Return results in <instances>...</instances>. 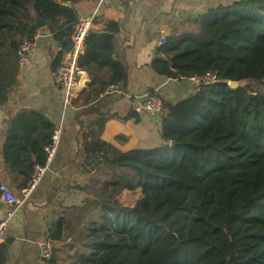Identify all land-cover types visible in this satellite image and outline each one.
<instances>
[{
    "label": "trees",
    "instance_id": "trees-1",
    "mask_svg": "<svg viewBox=\"0 0 264 264\" xmlns=\"http://www.w3.org/2000/svg\"><path fill=\"white\" fill-rule=\"evenodd\" d=\"M66 1L0 0V71L25 39L37 36L36 15ZM196 21L199 34L168 38L150 65L167 78L211 72L216 81L165 101L161 145L122 152L112 166L100 162L86 189L103 205L88 221L78 219L79 244L67 243L69 226L56 220L50 238L64 244L49 264H264V0L209 9ZM73 30L53 37L64 44ZM119 31L113 19L102 31L89 30L79 62L101 81L79 95L81 103L126 84V66L113 51ZM64 54H57L54 72ZM242 79L250 82L229 86ZM56 127L30 110L6 128L4 160L23 187L45 162ZM123 189L143 198L124 201Z\"/></svg>",
    "mask_w": 264,
    "mask_h": 264
},
{
    "label": "crops",
    "instance_id": "crops-1",
    "mask_svg": "<svg viewBox=\"0 0 264 264\" xmlns=\"http://www.w3.org/2000/svg\"><path fill=\"white\" fill-rule=\"evenodd\" d=\"M236 1L239 0H67L36 15L44 21L36 36L37 49L25 63L12 57L0 71V184L20 197L29 186H22V178H11L3 156L6 128L18 114L40 111L56 125L63 124V135L51 171L10 221L1 244L4 256L0 264H49L41 260L39 249L60 217L69 226L67 243L83 242L78 219L88 221L92 215H84L83 210L92 202L103 201L86 189L102 166L100 162L112 166L114 151L122 154L163 143L162 115L136 112L135 107L153 92L162 94L166 102H177L193 93L195 83L191 79L167 78L152 69L150 63L159 40L164 34L168 38L199 34L196 20L200 15ZM93 13V30L102 31L106 20L119 22L113 51L125 64L128 79L126 84L109 88L87 104L79 98L65 112L63 90L55 80L52 65L62 50L65 59L71 39L61 44L53 36L64 28H74ZM100 81L83 69L80 94ZM109 145L112 148L106 154ZM122 191L125 199L129 191ZM10 208L0 191V221ZM63 244L55 242L56 248Z\"/></svg>",
    "mask_w": 264,
    "mask_h": 264
},
{
    "label": "built area",
    "instance_id": "built-area-1",
    "mask_svg": "<svg viewBox=\"0 0 264 264\" xmlns=\"http://www.w3.org/2000/svg\"><path fill=\"white\" fill-rule=\"evenodd\" d=\"M96 13L93 15L81 19L74 27V32L71 36V49L67 52V55L63 63L57 68L55 72V80L59 87L63 90V106L65 112L74 105V102L80 95V83L83 68L80 65L79 57L84 53L85 40L92 28L93 19ZM168 43V37L164 34L158 42L157 50H161L164 45ZM38 39L27 38L25 39L19 49L17 50V58L21 63H25L29 56L37 49ZM195 87L193 93L200 91L202 85L210 84L216 81V76L208 72L200 76H192L190 78ZM118 85H111L110 89H116ZM165 99L159 92L149 93L146 99L135 107L136 112H147L153 116L162 115L164 112ZM63 135V124L57 125L52 135L51 142L45 146L46 159L43 164H37L34 168L31 182L28 187L24 189L23 197L13 192L7 185H0L1 198L5 203L9 204L11 208L6 213V216L0 221V247L4 241L7 229L10 221L14 217L17 209L28 199L36 187L40 184L43 178L51 171L54 160L57 156L61 138ZM120 153L113 152V159L120 157ZM103 205V202L90 203L83 210L84 215H93ZM56 246L55 242L48 235V239L43 241L40 245L39 256L44 262H50L55 255Z\"/></svg>",
    "mask_w": 264,
    "mask_h": 264
},
{
    "label": "rangeland",
    "instance_id": "rangeland-1",
    "mask_svg": "<svg viewBox=\"0 0 264 264\" xmlns=\"http://www.w3.org/2000/svg\"><path fill=\"white\" fill-rule=\"evenodd\" d=\"M126 198L124 199V201L129 200L130 203L132 204H136L139 201H141V199L143 198L142 195H140L137 191H129L128 193H125ZM147 199V206L152 208L153 206V201H152V196L151 194L148 195Z\"/></svg>",
    "mask_w": 264,
    "mask_h": 264
},
{
    "label": "water",
    "instance_id": "water-1",
    "mask_svg": "<svg viewBox=\"0 0 264 264\" xmlns=\"http://www.w3.org/2000/svg\"><path fill=\"white\" fill-rule=\"evenodd\" d=\"M37 25L38 27H42L44 25V21L41 20V19H38L37 21ZM71 46H72V43L71 41L68 42V48H67V51H69L71 49ZM250 82L249 79H242L240 81H231L229 83V86L232 88V89H237V88H240V87H245L248 83Z\"/></svg>",
    "mask_w": 264,
    "mask_h": 264
}]
</instances>
